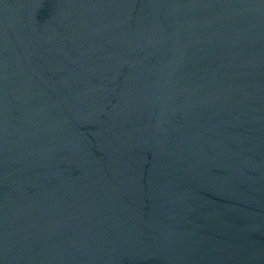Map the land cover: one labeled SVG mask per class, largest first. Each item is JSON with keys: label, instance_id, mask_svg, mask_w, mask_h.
Segmentation results:
<instances>
[{"label": "water", "instance_id": "95a60500", "mask_svg": "<svg viewBox=\"0 0 264 264\" xmlns=\"http://www.w3.org/2000/svg\"><path fill=\"white\" fill-rule=\"evenodd\" d=\"M0 264H264V0H0Z\"/></svg>", "mask_w": 264, "mask_h": 264}]
</instances>
